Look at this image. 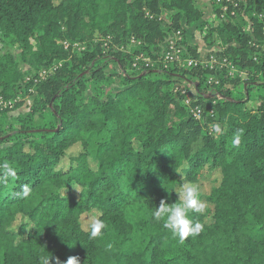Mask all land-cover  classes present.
<instances>
[{"label": "trees", "instance_id": "trees-1", "mask_svg": "<svg viewBox=\"0 0 264 264\" xmlns=\"http://www.w3.org/2000/svg\"><path fill=\"white\" fill-rule=\"evenodd\" d=\"M211 1L216 19L204 0H0V40L14 49L0 54V96L32 100L15 123L0 117V162L16 168L0 174V264H264V0ZM192 26L236 73L163 65L178 31L185 55L202 57ZM141 54L154 65L134 66ZM206 174L212 208L191 213L203 231L181 243L152 213ZM91 210L107 225L95 239Z\"/></svg>", "mask_w": 264, "mask_h": 264}, {"label": "clouds", "instance_id": "clouds-1", "mask_svg": "<svg viewBox=\"0 0 264 264\" xmlns=\"http://www.w3.org/2000/svg\"><path fill=\"white\" fill-rule=\"evenodd\" d=\"M218 127L219 126H217V128ZM243 134L244 129L235 130L232 138V145L234 147L240 144ZM0 174L4 177L14 178L16 176V168L10 162H0ZM171 192L176 193L178 197L177 200L171 204L166 200H161L159 206H155L152 215L155 220L162 221L163 227L170 230L172 235L183 243L189 236L199 235L203 231V224L195 220L191 216V213L203 214L206 210V204L200 198L201 190L198 183L191 181L183 182L179 186L173 188ZM28 195L29 191L25 189L22 196L27 197ZM89 228V238L95 239L102 235L107 225L105 221L97 215L91 218ZM51 259L52 256L41 255L40 264H50ZM56 264H61L58 258ZM66 264H80V259L77 256H71L67 259Z\"/></svg>", "mask_w": 264, "mask_h": 264}, {"label": "built area", "instance_id": "built-area-1", "mask_svg": "<svg viewBox=\"0 0 264 264\" xmlns=\"http://www.w3.org/2000/svg\"><path fill=\"white\" fill-rule=\"evenodd\" d=\"M244 0H214V3L221 6L223 11H227L230 6H238L240 5V2ZM234 12V11H233ZM182 33L181 31H178L173 37H171L162 53V62L165 67H169L171 64H179L181 66L185 67H194V66H204V67H210L211 69H223L228 68L231 72L237 71L236 67L227 59V57L219 56L216 52L208 53L205 57L202 56L200 58H193L185 55V47L182 43ZM133 42H136V39L133 38ZM63 44L66 48H69L71 46V43L69 41H63ZM74 48L81 49L82 46L78 43L73 44ZM134 66L141 69L142 67H152L154 65V61L149 56H144L141 54V56H138L135 58ZM53 71V68L50 69H44L41 72V76L45 77L49 72ZM218 82V79H215L214 77L210 78V83ZM191 91H195V86L192 85L190 87ZM192 99L186 98L184 101L189 106L190 112L196 117L201 118V115L203 113L202 106L200 105H192ZM18 99H6L3 96H0V113L4 110H10L12 109Z\"/></svg>", "mask_w": 264, "mask_h": 264}, {"label": "rangeland", "instance_id": "rangeland-1", "mask_svg": "<svg viewBox=\"0 0 264 264\" xmlns=\"http://www.w3.org/2000/svg\"><path fill=\"white\" fill-rule=\"evenodd\" d=\"M206 3V15H208V17H213L216 19L215 16V8L213 7V2L211 0H204ZM187 39L188 42L192 45L197 46L202 53V56H206L209 53V49H211L205 42L204 38H203V34L200 31L199 28L192 26V27H187ZM185 47V46H184ZM186 49V48H185ZM14 51V49L12 47H10L8 44H6L5 42H3L2 40H0V54H3L7 51ZM144 56H146L145 54H143ZM141 56V55H139ZM162 62V60H161ZM163 63V62H162ZM22 68L24 70H29L31 69V67L27 64L22 63L21 64ZM32 72V75L29 74L28 78L34 77L36 75H34ZM232 73H236V71H232ZM243 76H245V74H243ZM41 76H37V78H39ZM32 104V100L28 99V97L24 100V103L21 106H14L12 109L10 110H4L1 113L5 112L6 114L0 116L4 119L6 125L8 126L9 123H15L16 118L24 113H27L30 110ZM79 150V146H74L70 149L71 153H75L76 151ZM200 186V190L202 193L207 194L209 193L210 189L212 188L213 185H215L217 183V179L211 175L206 174L205 178L200 179L199 182H197ZM203 202H205L206 204V209L208 208H212L211 204H209L205 199L202 200ZM99 215L98 211L96 210H91V211H86L83 213L82 215V222H83V226L88 229L91 223V218L94 216Z\"/></svg>", "mask_w": 264, "mask_h": 264}]
</instances>
